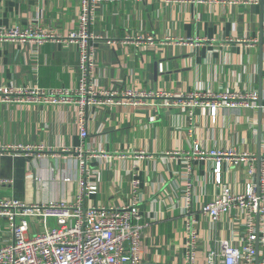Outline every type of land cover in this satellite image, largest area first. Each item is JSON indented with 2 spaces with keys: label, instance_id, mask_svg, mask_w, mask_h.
<instances>
[{
  "label": "crops",
  "instance_id": "crops-1",
  "mask_svg": "<svg viewBox=\"0 0 264 264\" xmlns=\"http://www.w3.org/2000/svg\"><path fill=\"white\" fill-rule=\"evenodd\" d=\"M247 2V3H244ZM79 0H0V27L36 29L53 35L41 43L0 41V87L66 90L79 79L76 44L67 35L78 26ZM264 0H118L96 6L90 25L93 47L91 83L98 90L164 91L169 98H150L143 105L92 107L87 113L86 147L104 153L88 163L85 183L95 191L85 206L118 207L137 201L143 263L188 264L185 258L183 190L191 180V208L196 218L198 264L225 240L241 245L244 215L236 211L212 223L198 213L220 187L212 159H189L195 147L230 150L253 157L247 165L221 164L222 179L234 191L245 183L264 182ZM153 37V44L126 45L122 38ZM111 39L114 43H109ZM248 93L247 107L173 105L187 93ZM0 96V147L42 144L45 157L0 153V198L24 203L72 202L81 177L72 153L81 146L74 103L4 102ZM152 103V104H150ZM187 165L190 169H187ZM85 173L84 175H86ZM254 231L264 224L255 217ZM10 235L0 218V239ZM264 257V243L256 242Z\"/></svg>",
  "mask_w": 264,
  "mask_h": 264
},
{
  "label": "built area",
  "instance_id": "built-area-1",
  "mask_svg": "<svg viewBox=\"0 0 264 264\" xmlns=\"http://www.w3.org/2000/svg\"><path fill=\"white\" fill-rule=\"evenodd\" d=\"M118 0H79L78 26L70 32L67 43L76 44L78 50L79 79L76 87L66 90H30L8 89L0 87V96L4 102H44L50 104L74 103L77 105V123L80 128L82 145L72 153L81 177V189L72 202L50 201L48 203H24L11 198H0V218L7 223L10 235L0 239V264H140L142 260L141 234L143 224L138 208V181L132 180L133 200L118 207L85 206V195L95 191L94 185L85 183L88 175V163L93 157H102L104 153L86 147L87 113L92 107H109L116 105H143L150 98H169L173 95L164 91H135L125 89L121 92L98 90L91 83L93 73V47L91 40L101 38L92 35L90 25L95 21L96 6L101 3ZM257 3V0H248ZM247 3V2H244ZM264 29V28H263ZM51 34L36 29L18 27H0V41L11 40L23 42L27 39L39 43L54 39ZM109 43H114L111 39ZM126 45L139 46L153 44L151 36H129L122 38ZM256 99L248 93H187L179 95L173 105L209 107L215 115L219 107H247ZM152 104V103H150ZM53 149L42 144H10L0 147V153H13L45 157ZM264 154V153H263ZM189 159H212L214 181L220 187L214 198L203 203L198 213L212 223L218 222L224 215L236 211L244 216L245 237L241 245H232L223 240L219 250H212L207 255L205 264H264V257L259 259L256 242L264 243V230L254 231L255 217L264 224V182H247L242 191H234L222 179L221 164L247 165V174L252 176L255 167L253 157L246 153L230 150H203L195 147L184 155ZM187 169L190 166L187 165ZM87 173L86 175H84ZM189 171L185 172L187 182L183 190L185 211V258L188 264H198L196 251L198 245L196 218L191 208ZM54 220V226L48 224ZM258 258V261L256 259Z\"/></svg>",
  "mask_w": 264,
  "mask_h": 264
},
{
  "label": "rangeland",
  "instance_id": "rangeland-1",
  "mask_svg": "<svg viewBox=\"0 0 264 264\" xmlns=\"http://www.w3.org/2000/svg\"><path fill=\"white\" fill-rule=\"evenodd\" d=\"M48 224L51 226H54V220L53 219H48Z\"/></svg>",
  "mask_w": 264,
  "mask_h": 264
},
{
  "label": "water",
  "instance_id": "water-1",
  "mask_svg": "<svg viewBox=\"0 0 264 264\" xmlns=\"http://www.w3.org/2000/svg\"><path fill=\"white\" fill-rule=\"evenodd\" d=\"M256 261H258V258L256 259ZM143 264H154V263H143Z\"/></svg>",
  "mask_w": 264,
  "mask_h": 264
}]
</instances>
